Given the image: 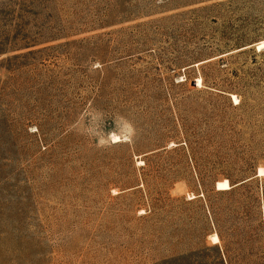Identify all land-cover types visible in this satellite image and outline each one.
<instances>
[{
  "label": "rangeland",
  "instance_id": "rangeland-1",
  "mask_svg": "<svg viewBox=\"0 0 264 264\" xmlns=\"http://www.w3.org/2000/svg\"><path fill=\"white\" fill-rule=\"evenodd\" d=\"M263 167L264 0H0V264H264Z\"/></svg>",
  "mask_w": 264,
  "mask_h": 264
},
{
  "label": "bare ground",
  "instance_id": "bare-ground-1",
  "mask_svg": "<svg viewBox=\"0 0 264 264\" xmlns=\"http://www.w3.org/2000/svg\"><path fill=\"white\" fill-rule=\"evenodd\" d=\"M257 172H258V175L259 176L264 175V167L263 168H258V171ZM216 188L218 190H227V189L230 188V185H229L228 181L226 179H224V180L218 181L216 183Z\"/></svg>",
  "mask_w": 264,
  "mask_h": 264
},
{
  "label": "trees",
  "instance_id": "trees-1",
  "mask_svg": "<svg viewBox=\"0 0 264 264\" xmlns=\"http://www.w3.org/2000/svg\"><path fill=\"white\" fill-rule=\"evenodd\" d=\"M242 185V184H241ZM231 186H233V184H230V188L228 189V190H232V189H234V187H231Z\"/></svg>",
  "mask_w": 264,
  "mask_h": 264
},
{
  "label": "water",
  "instance_id": "water-1",
  "mask_svg": "<svg viewBox=\"0 0 264 264\" xmlns=\"http://www.w3.org/2000/svg\"><path fill=\"white\" fill-rule=\"evenodd\" d=\"M192 84H194V82H192ZM256 174H258V172Z\"/></svg>",
  "mask_w": 264,
  "mask_h": 264
}]
</instances>
